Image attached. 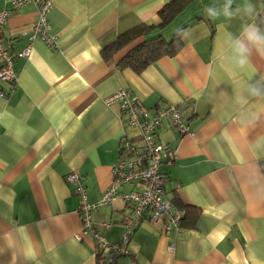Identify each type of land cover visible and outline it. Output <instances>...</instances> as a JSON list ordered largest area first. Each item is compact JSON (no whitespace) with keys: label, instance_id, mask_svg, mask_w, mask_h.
<instances>
[{"label":"crops","instance_id":"obj_1","mask_svg":"<svg viewBox=\"0 0 264 264\" xmlns=\"http://www.w3.org/2000/svg\"><path fill=\"white\" fill-rule=\"evenodd\" d=\"M169 1L53 0L48 19L57 47L35 39L27 57L14 55L16 84L0 81L8 91L0 97V264H101L65 175L77 172L90 203L111 184L120 139L138 138L118 105L104 102L119 88L143 109L179 105L191 133L179 135L167 121L157 129L174 151L160 170L165 195L182 215L179 227L143 220L115 264H264V97L248 91L264 83V57L253 50L242 68L231 45L246 23L264 29V0H250L252 19L245 0H233L231 19L206 11L222 10L226 0H193L147 35L168 39L183 29L181 48L141 72L117 62L142 37L102 58L101 48L119 33L158 24ZM9 7L0 0V10ZM35 18L31 3L10 11L2 38L12 54L28 44ZM129 214L117 196L91 211L92 226L118 242Z\"/></svg>","mask_w":264,"mask_h":264},{"label":"built area","instance_id":"obj_2","mask_svg":"<svg viewBox=\"0 0 264 264\" xmlns=\"http://www.w3.org/2000/svg\"><path fill=\"white\" fill-rule=\"evenodd\" d=\"M9 8L0 10V81L13 87L17 82V73L13 68V57H27L31 52V42L39 39L49 48L57 47L55 37L50 31L48 19L53 0H7ZM26 3L34 5L36 18L32 25L29 42L16 54L9 50L10 46L2 38V32L11 10ZM0 87V97L7 95ZM106 104H117L125 122L138 131L137 139L122 137L118 146V157L111 167L112 182L105 188L96 203L87 200L86 187L76 171L70 170L65 180L73 185L78 196V215L85 229H90L98 251L103 256L101 264H115L116 258L127 253L121 247L126 244L132 231L143 220L151 222L163 221L166 229L178 228L181 213L165 195L164 177L160 170L163 157L167 162L174 159L173 149L162 143L157 136V129L163 121L174 127L179 135L191 133L184 120V115L177 104L163 103L150 109H143L137 99L127 88H119L104 98ZM128 184L134 187L127 192H118L117 188ZM119 196L129 206L130 214L123 219V230L118 242H108L100 231L92 226L91 211L100 204ZM103 221L101 226L108 227Z\"/></svg>","mask_w":264,"mask_h":264},{"label":"trees","instance_id":"obj_3","mask_svg":"<svg viewBox=\"0 0 264 264\" xmlns=\"http://www.w3.org/2000/svg\"><path fill=\"white\" fill-rule=\"evenodd\" d=\"M192 1L170 0L159 9L158 16L160 22L158 24L140 23L119 33L114 40L101 48L102 58L105 61H109L114 53L130 45V43L140 37L143 38L142 41L132 46L121 56L117 62L118 66L129 67L136 72H141L159 57L174 55L182 46L181 34L183 29L174 32L170 39H165L162 34L153 37H147V35L155 27L160 28L168 25Z\"/></svg>","mask_w":264,"mask_h":264},{"label":"clouds","instance_id":"obj_4","mask_svg":"<svg viewBox=\"0 0 264 264\" xmlns=\"http://www.w3.org/2000/svg\"><path fill=\"white\" fill-rule=\"evenodd\" d=\"M233 0H226L222 7V10H214L213 8L206 9L208 15L215 19L219 16L231 19L234 16L232 10ZM243 7L244 13L250 18H254L256 15V8L250 0H245ZM239 11V9H237ZM232 52L234 54V60L240 67H245L250 63V56L253 52L261 57H264V29H261L255 22H249L243 25L241 36L233 37L231 40ZM249 94L254 97H264V83L257 82L256 84L248 85ZM224 138L231 141L228 133H224ZM259 143V141H258Z\"/></svg>","mask_w":264,"mask_h":264},{"label":"rangeland","instance_id":"obj_5","mask_svg":"<svg viewBox=\"0 0 264 264\" xmlns=\"http://www.w3.org/2000/svg\"><path fill=\"white\" fill-rule=\"evenodd\" d=\"M170 37H168V39H169Z\"/></svg>","mask_w":264,"mask_h":264}]
</instances>
